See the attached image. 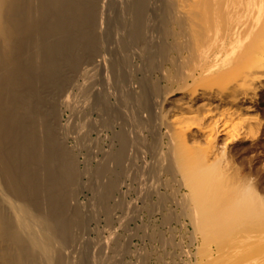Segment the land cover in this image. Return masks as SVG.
<instances>
[{
    "label": "bare ground",
    "instance_id": "6f19581e",
    "mask_svg": "<svg viewBox=\"0 0 264 264\" xmlns=\"http://www.w3.org/2000/svg\"><path fill=\"white\" fill-rule=\"evenodd\" d=\"M263 108L264 0H0V264H264Z\"/></svg>",
    "mask_w": 264,
    "mask_h": 264
},
{
    "label": "rangeland",
    "instance_id": "374dc122",
    "mask_svg": "<svg viewBox=\"0 0 264 264\" xmlns=\"http://www.w3.org/2000/svg\"><path fill=\"white\" fill-rule=\"evenodd\" d=\"M263 109H264V108H263ZM260 150L264 152V143H263V147L260 148ZM257 161H259V165H260V166H261L260 163H262L263 165H262L261 167L264 168V154H263V157H261V159H260V160H257ZM260 171L262 172L261 168H260ZM120 215H121V213H120V212H117L116 215H115V218H113V219L116 221V224H115V225H117V226H119V222H118V219H117V218H118V217L120 218ZM116 217H117V218H116ZM148 222H149V221H148ZM103 224L105 225L106 222H104ZM173 227H177V225H176V224H173ZM163 230H164V231H168V230H169V227H165V228H163ZM153 264H155V263H153Z\"/></svg>",
    "mask_w": 264,
    "mask_h": 264
}]
</instances>
